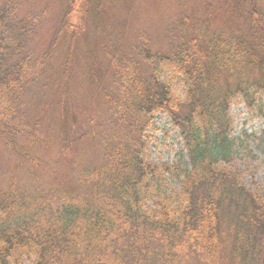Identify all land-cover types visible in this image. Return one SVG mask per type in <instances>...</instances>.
Listing matches in <instances>:
<instances>
[{"label":"trees","instance_id":"1","mask_svg":"<svg viewBox=\"0 0 264 264\" xmlns=\"http://www.w3.org/2000/svg\"><path fill=\"white\" fill-rule=\"evenodd\" d=\"M28 1L0 0V140L21 165L43 168L50 165L22 134L25 94L46 62L33 57L29 38L49 3L37 14L25 10ZM90 7L92 0H67L50 40L70 39L52 81L57 110L86 123L63 142L55 160L61 171L47 185L8 178L0 264H264V200L228 165L240 147L250 148L233 136L232 105L263 104L264 0H180L179 9L169 7L180 21L172 22L176 40L166 52L154 51L145 33L134 52L125 51L96 25L117 85L104 89L105 120L85 101L80 109L72 89ZM159 112L179 131L173 161L149 154L148 129ZM88 139L96 150L87 164L77 155Z\"/></svg>","mask_w":264,"mask_h":264},{"label":"rangeland","instance_id":"2","mask_svg":"<svg viewBox=\"0 0 264 264\" xmlns=\"http://www.w3.org/2000/svg\"><path fill=\"white\" fill-rule=\"evenodd\" d=\"M90 22L87 31L77 38L76 60L73 74L75 104L80 109L83 102L91 106L101 120L109 113V106L104 97V89H116L114 72L102 47L97 44L96 25L108 27L112 34L111 44L121 49L134 52V47L141 44V33L149 38V45L154 51L166 52L176 40L172 33L174 19L180 21V15L169 11L170 6L179 9L180 0H92ZM67 0H29L25 10L33 8L40 14L49 3L44 23L29 38L28 46L34 58L44 59L43 71L25 94L27 112L26 128L22 136L31 141L33 147L48 162L49 167L30 166L23 163L21 155L6 147L0 140V192L11 175H16L23 185H47V181L57 177L61 165L55 160L61 152L63 142L74 131L82 132L85 116L78 125L69 118H62L56 105L53 80L60 75L63 54L66 51L68 36L51 43L57 24L62 16ZM93 5V4H92ZM80 10V2L78 3ZM79 12L73 22H78ZM103 41V38L101 39ZM100 42V41H99ZM48 53V57L46 56ZM91 60L94 64H91ZM49 62V63H48ZM94 69V70H93ZM96 73V77L92 72ZM115 84V86L113 85ZM264 97L259 106H248L239 100L232 105L233 136L249 143L240 147L238 153L228 165L242 172L247 186L264 200ZM88 123V122H87ZM149 154L154 161H173L179 157L181 149L179 131L170 124L167 114L157 113L155 125L149 127ZM247 135V136H246ZM77 157L87 164L96 147L91 139L80 144ZM76 156V155H75ZM87 156V157H86ZM76 157V159H77ZM92 158L90 161H92ZM55 162V163H54ZM39 177V179L36 178ZM59 177V173H58ZM177 179V178H176ZM174 179L172 186L178 188L179 180Z\"/></svg>","mask_w":264,"mask_h":264}]
</instances>
